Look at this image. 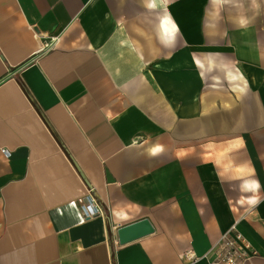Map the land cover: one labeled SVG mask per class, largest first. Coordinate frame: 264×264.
<instances>
[{
    "label": "crops",
    "instance_id": "obj_1",
    "mask_svg": "<svg viewBox=\"0 0 264 264\" xmlns=\"http://www.w3.org/2000/svg\"><path fill=\"white\" fill-rule=\"evenodd\" d=\"M0 264H75L67 0H0Z\"/></svg>",
    "mask_w": 264,
    "mask_h": 264
},
{
    "label": "built area",
    "instance_id": "obj_2",
    "mask_svg": "<svg viewBox=\"0 0 264 264\" xmlns=\"http://www.w3.org/2000/svg\"><path fill=\"white\" fill-rule=\"evenodd\" d=\"M57 42H58V38H52V40L50 42L46 43L47 44V49L53 48L56 45ZM3 152L7 156L11 155V153H10V151L8 149H3Z\"/></svg>",
    "mask_w": 264,
    "mask_h": 264
}]
</instances>
